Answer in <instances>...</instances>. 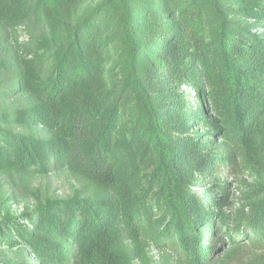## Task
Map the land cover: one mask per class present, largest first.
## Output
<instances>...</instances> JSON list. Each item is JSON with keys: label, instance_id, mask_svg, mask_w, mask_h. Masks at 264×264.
<instances>
[{"label": "trees", "instance_id": "1", "mask_svg": "<svg viewBox=\"0 0 264 264\" xmlns=\"http://www.w3.org/2000/svg\"><path fill=\"white\" fill-rule=\"evenodd\" d=\"M263 4L0 0L8 29L33 10L44 16L39 60H48L47 73L27 65L17 88L10 82L4 91L41 104L0 114V126L32 125L58 137L46 148L52 161L0 129V170L49 174L67 162L109 192L67 203L60 214L38 208L27 218L32 233L9 217L0 243L27 246L41 264H128L119 250L126 234L140 247L170 250L179 264H224L227 251L251 256L237 264H264V197L231 220L214 196L221 186L210 183L222 172H264V36L240 22H264ZM231 221L237 225L219 243L215 233ZM9 234L21 242L4 240Z\"/></svg>", "mask_w": 264, "mask_h": 264}, {"label": "rangeland", "instance_id": "2", "mask_svg": "<svg viewBox=\"0 0 264 264\" xmlns=\"http://www.w3.org/2000/svg\"><path fill=\"white\" fill-rule=\"evenodd\" d=\"M92 3H95V0H84V8H88ZM232 6L231 4L230 7ZM262 7L264 8V4ZM240 22L257 35L264 36V22H256L254 19ZM46 34V21L39 11L33 10L25 24L15 29H8L0 22V114L18 108H34L41 104V99L33 94L15 93L8 96L4 91L10 89L8 84L10 82L12 88H17L14 78L16 75L25 74L27 65H35L47 73L48 60H39L43 51L47 49ZM0 129L1 135L8 131L19 133L26 140L25 147L31 144L38 152L47 155L46 160L51 158L55 161L53 153L46 151L48 145L58 141L54 132L32 125L16 126L14 122L2 123ZM0 147H4L1 140ZM210 183L221 186L220 189L214 190V196L221 200L220 211L229 215L231 220H235V215L239 214L237 211L248 209V205L256 201L255 198L264 197V172L250 168L235 170L232 173L222 172L211 178ZM256 191L259 192L255 193ZM108 194L107 190L88 175L79 172L67 162L54 168L49 174L20 172L15 169L0 170V224L7 218L14 217L19 227L32 233V223L27 218H33L38 208L50 211L47 209L50 207L56 214H60L66 209L62 206L67 203H84L107 197ZM236 225L231 221L229 229L221 232L225 237L223 234L219 236L221 233L217 232L215 239L218 238L219 243L220 238L227 241V235L231 234ZM9 230L2 231L7 233ZM240 230L242 232L243 229ZM10 234L3 239L21 242L17 236L12 237ZM232 236L237 239L240 235ZM244 239L246 238L241 240V244L249 246V239L243 242ZM119 248L128 259V264H179L175 254L170 250L161 251L152 244L140 247L126 234H122ZM245 253L247 257L246 251H227L222 256L225 259L224 264H237L240 259L251 260V256L244 259ZM0 264H41V262L25 245L11 249L7 244L0 243Z\"/></svg>", "mask_w": 264, "mask_h": 264}]
</instances>
